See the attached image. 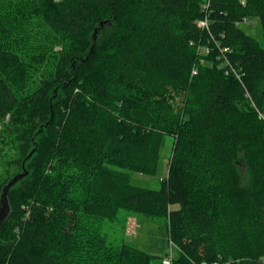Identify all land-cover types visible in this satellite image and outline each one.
I'll list each match as a JSON object with an SVG mask.
<instances>
[{
	"label": "trees",
	"instance_id": "16d2710c",
	"mask_svg": "<svg viewBox=\"0 0 264 264\" xmlns=\"http://www.w3.org/2000/svg\"><path fill=\"white\" fill-rule=\"evenodd\" d=\"M11 151L0 264H163L109 241L120 211L162 220L173 264H264V0H0Z\"/></svg>",
	"mask_w": 264,
	"mask_h": 264
},
{
	"label": "rangeland",
	"instance_id": "374dc122",
	"mask_svg": "<svg viewBox=\"0 0 264 264\" xmlns=\"http://www.w3.org/2000/svg\"><path fill=\"white\" fill-rule=\"evenodd\" d=\"M242 27L247 34L260 42L262 41L263 31L259 19L247 18V22ZM172 142L171 139H168L161 150V158L156 175L149 176L133 172V185L152 190L160 188L161 181L168 175ZM14 157V152L11 151L5 158L0 160V176L4 175L9 169V163ZM105 232L109 241L114 245L129 244L158 257H163L171 252L168 231L162 220L149 219L141 214L120 211L115 223L105 225ZM172 254L176 257L177 252L175 249H172Z\"/></svg>",
	"mask_w": 264,
	"mask_h": 264
},
{
	"label": "built area",
	"instance_id": "2783aa9c",
	"mask_svg": "<svg viewBox=\"0 0 264 264\" xmlns=\"http://www.w3.org/2000/svg\"><path fill=\"white\" fill-rule=\"evenodd\" d=\"M207 8H208V5L207 4H204L203 5V9L206 10ZM246 22H247V19H244L241 23H238V25H243ZM209 23H210L209 22V18L206 16V18L204 20H201V21L198 22V25H199V27L202 30H206V29L208 30L209 29ZM211 50L212 49H210V48H205V49L204 48L203 49L202 48H199L200 53H205V54H209L211 52ZM223 51L224 52H228L229 49L228 48H224ZM193 74H196V71H193ZM170 249H171V252H170V254H168L166 256L165 259H163V264H173L174 256L172 254V249H174V247L171 245ZM202 264H209V263H207L205 261ZM213 264H217V263H213Z\"/></svg>",
	"mask_w": 264,
	"mask_h": 264
},
{
	"label": "water",
	"instance_id": "95a60500",
	"mask_svg": "<svg viewBox=\"0 0 264 264\" xmlns=\"http://www.w3.org/2000/svg\"><path fill=\"white\" fill-rule=\"evenodd\" d=\"M13 184H15V181H14L13 183L9 184V185L7 186V188H10V187H12V186H13Z\"/></svg>",
	"mask_w": 264,
	"mask_h": 264
}]
</instances>
